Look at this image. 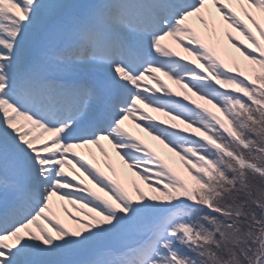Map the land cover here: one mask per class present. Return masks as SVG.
Wrapping results in <instances>:
<instances>
[{
    "label": "snow or ice",
    "instance_id": "6c2138e0",
    "mask_svg": "<svg viewBox=\"0 0 264 264\" xmlns=\"http://www.w3.org/2000/svg\"><path fill=\"white\" fill-rule=\"evenodd\" d=\"M0 264H264V0H0Z\"/></svg>",
    "mask_w": 264,
    "mask_h": 264
},
{
    "label": "rangeland",
    "instance_id": "374dc122",
    "mask_svg": "<svg viewBox=\"0 0 264 264\" xmlns=\"http://www.w3.org/2000/svg\"><path fill=\"white\" fill-rule=\"evenodd\" d=\"M129 130L132 131L134 134L140 135L139 130H137V129H133V127H129ZM150 143L158 149V144H157L156 141H154V140H150ZM110 153L112 154V156H113V158H114L115 160H116V158L118 159V157H116V155H115L114 152L110 151ZM66 220H67L68 223H70V225H71L73 228H75V227L77 226L76 224L73 223V221H72L71 219H69V218L67 219V218H66Z\"/></svg>",
    "mask_w": 264,
    "mask_h": 264
}]
</instances>
